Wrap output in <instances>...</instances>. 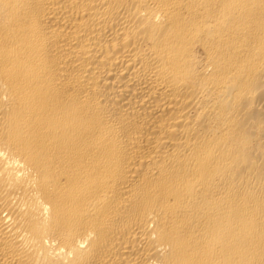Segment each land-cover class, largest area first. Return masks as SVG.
<instances>
[{"label": "bare ground", "instance_id": "1", "mask_svg": "<svg viewBox=\"0 0 264 264\" xmlns=\"http://www.w3.org/2000/svg\"><path fill=\"white\" fill-rule=\"evenodd\" d=\"M0 264H264V0H0Z\"/></svg>", "mask_w": 264, "mask_h": 264}]
</instances>
